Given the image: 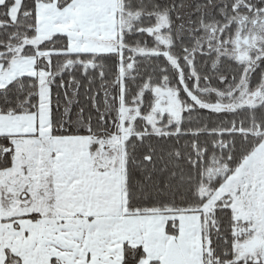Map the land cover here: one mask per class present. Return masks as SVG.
<instances>
[{
    "label": "snow or ice",
    "instance_id": "1",
    "mask_svg": "<svg viewBox=\"0 0 264 264\" xmlns=\"http://www.w3.org/2000/svg\"><path fill=\"white\" fill-rule=\"evenodd\" d=\"M0 264H264V0H0Z\"/></svg>",
    "mask_w": 264,
    "mask_h": 264
}]
</instances>
